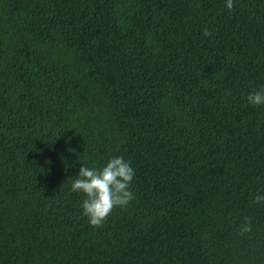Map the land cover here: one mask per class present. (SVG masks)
<instances>
[{"label":"trees","instance_id":"trees-1","mask_svg":"<svg viewBox=\"0 0 264 264\" xmlns=\"http://www.w3.org/2000/svg\"><path fill=\"white\" fill-rule=\"evenodd\" d=\"M261 88L264 0H0V264H264ZM119 156L93 228L71 184Z\"/></svg>","mask_w":264,"mask_h":264},{"label":"clouds","instance_id":"clouds-1","mask_svg":"<svg viewBox=\"0 0 264 264\" xmlns=\"http://www.w3.org/2000/svg\"><path fill=\"white\" fill-rule=\"evenodd\" d=\"M229 10L234 8V0H226ZM205 36L212 33L203 29ZM247 100L253 106L264 105V88L249 93ZM135 171L130 161L122 156L110 157L103 167H88L83 164L77 178L71 184V191L84 193L82 202L83 214L88 218L89 225L100 228L114 208H126L135 198L130 190ZM253 203H264V195H256ZM252 231L250 217H244L239 226V235L244 236Z\"/></svg>","mask_w":264,"mask_h":264}]
</instances>
